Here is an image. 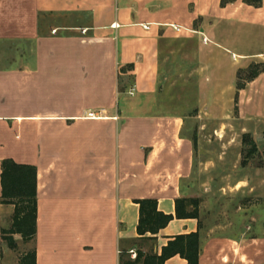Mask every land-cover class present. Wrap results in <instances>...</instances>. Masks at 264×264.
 I'll list each match as a JSON object with an SVG mask.
<instances>
[{"label": "crops", "instance_id": "crops-1", "mask_svg": "<svg viewBox=\"0 0 264 264\" xmlns=\"http://www.w3.org/2000/svg\"><path fill=\"white\" fill-rule=\"evenodd\" d=\"M261 5L0 0V162L36 167L35 234L28 241L13 234V248L1 239L0 264L6 252L9 264H19L27 250L14 251L26 245L34 264H119L122 251L136 254L135 201L156 199L158 210L174 215L194 168L181 114L154 100L159 56L160 67L171 51L177 65L189 60L201 77L221 74L217 85L209 80L216 96L262 91L256 84L264 71L241 89L236 80L239 66L264 52L247 53L232 40L241 25L264 29ZM251 6L261 16L249 21L240 12ZM90 111L100 117H87ZM13 214V204L0 203V238ZM197 230V218H174L152 241L154 252L169 237ZM263 238L200 235L199 264H255ZM165 264L186 261L174 256Z\"/></svg>", "mask_w": 264, "mask_h": 264}, {"label": "rangeland", "instance_id": "rangeland-1", "mask_svg": "<svg viewBox=\"0 0 264 264\" xmlns=\"http://www.w3.org/2000/svg\"><path fill=\"white\" fill-rule=\"evenodd\" d=\"M261 6V19L264 20L263 2ZM245 9L240 13L246 20H256L261 16H256L257 9L253 6L250 11ZM239 29V32L233 34L235 36L232 40H237L243 51L264 52L263 28L255 24L252 27L241 25ZM172 55L171 51H164L161 67L159 56L154 100L165 111L181 114L184 132L193 142V173L182 194L187 209L197 211L201 236L210 234L217 238H263L264 86L261 84L264 85V79L256 84L263 92L249 90L233 98V95L223 96L226 93L224 91L221 96H216L220 91L211 86L217 85L216 77L221 74L206 79L200 76L198 67L196 71H190L194 68L193 62L188 63L189 60H186L177 65ZM254 61L239 66L236 83L246 85L249 81V68L264 69V54L258 55ZM222 68L228 69V66ZM228 74L225 76L228 77ZM210 79L214 81L213 85ZM246 137L254 142L255 151L251 152L250 145L243 142ZM12 145V142L7 141L8 148L11 149ZM43 243L48 241L43 238ZM257 243L260 249L254 252L255 264H264V238ZM139 244L146 252H154L152 241L134 240L132 246L135 252ZM65 247L73 249L69 245ZM29 249L30 245L20 246L14 252L17 254ZM122 252L130 259L136 256L129 251ZM11 255V252L5 253L4 264H9ZM220 261L216 264H220Z\"/></svg>", "mask_w": 264, "mask_h": 264}, {"label": "trees", "instance_id": "trees-1", "mask_svg": "<svg viewBox=\"0 0 264 264\" xmlns=\"http://www.w3.org/2000/svg\"><path fill=\"white\" fill-rule=\"evenodd\" d=\"M231 0H221V4ZM256 7L262 0H243ZM263 70L249 68V79L252 80ZM238 89L243 84L236 83ZM244 143L249 144L251 152L256 150L252 139L245 138ZM0 203L13 204L14 214L9 229L2 230L6 244L13 248L15 241L13 234L19 233L24 241L30 240L35 234L36 220V167L21 164L10 158L0 162ZM138 204V221L136 233L141 240L155 241L159 230L166 227L174 218H198L196 210H188L187 202L181 197L175 200V213H164L157 208V201L153 198H143L135 201ZM149 234V236L147 235ZM134 259L126 257L123 252L119 254V264H165V262L179 256L186 264H199L200 233L199 230L169 237L158 252L143 251L138 246ZM1 259V253H0ZM35 251L29 250L20 257L19 264H34Z\"/></svg>", "mask_w": 264, "mask_h": 264}, {"label": "built area", "instance_id": "built-area-1", "mask_svg": "<svg viewBox=\"0 0 264 264\" xmlns=\"http://www.w3.org/2000/svg\"><path fill=\"white\" fill-rule=\"evenodd\" d=\"M87 117H90V118H98L100 116L99 115H96L95 113H93V112L90 111V112L87 113ZM134 256H135V254H134Z\"/></svg>", "mask_w": 264, "mask_h": 264}]
</instances>
